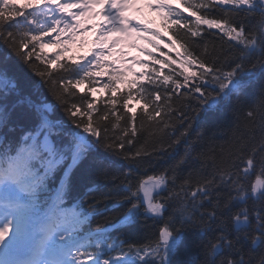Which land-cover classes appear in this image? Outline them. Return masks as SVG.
Masks as SVG:
<instances>
[{
	"label": "snow or ice",
	"instance_id": "obj_1",
	"mask_svg": "<svg viewBox=\"0 0 264 264\" xmlns=\"http://www.w3.org/2000/svg\"><path fill=\"white\" fill-rule=\"evenodd\" d=\"M138 3L26 0L18 6L16 0H0V43L8 49L5 60L15 55L49 84L54 100L74 126L70 129L54 118V104H37L30 97L13 99L19 95L17 80L6 65L0 67V264H173L186 229L201 236L215 232L203 246V259L187 264H264V88L244 110L243 123L232 129L226 147L197 151L204 131L190 138L192 123L201 111L213 110L233 95L239 99L251 86L254 70L264 71V0H176L175 6L174 0H144L148 8L159 12L163 26L171 27L170 45L180 43L184 49L183 54L176 53L183 57V70L170 68L177 60L167 52L161 53L165 59H156L147 48H140L154 64L150 73L136 74L132 68L115 67L116 61L107 62L106 56L129 43L133 34L160 49V31L127 15L130 9L143 10L136 7ZM97 7L101 10L96 11ZM97 16L103 21L90 25L99 29L91 59L64 60L61 52L69 51L67 45L75 42L77 33L89 30L85 21ZM207 29H217L228 48L213 45L210 51L204 44L201 49L194 38ZM49 44L61 48L51 59L44 51ZM130 46L139 47L134 42ZM120 55L127 54L121 49ZM106 64L112 73L95 70ZM165 68H170L168 74ZM125 72L136 78L126 79ZM102 75H108L103 88L110 95L100 110L95 107L97 101L79 89L88 85L87 93L94 95L98 90L94 85L100 82L95 78ZM122 83L127 86L121 98L123 111H117L116 93ZM184 88L188 91L181 92ZM174 96L195 99L199 104L193 109L195 116L186 115L187 104L174 106ZM132 100L144 101L139 128L137 112L129 107ZM21 105L27 107L17 113ZM14 114L30 127L18 140L10 141ZM178 124L182 130L176 135ZM145 125L154 128L151 135L159 134L152 150L144 145L135 151L126 149ZM165 135L173 137L167 145ZM181 144L184 152L179 159L149 174L154 152L166 153ZM101 150L122 158L127 169L114 173L116 161L100 155ZM87 160L96 165V175L118 183L97 198L93 194L101 189L92 180L83 197L69 205L74 173ZM237 161L243 166L238 168ZM189 162L199 168L181 178L180 171ZM50 186L55 187L54 194L41 202ZM88 196L94 202L85 208ZM112 199L117 201L113 207L125 205L124 211L116 223L92 229L91 217L102 214L99 205ZM205 203L211 207L205 208ZM141 218L159 224L154 239L139 245L119 239L109 242L110 229L131 227Z\"/></svg>",
	"mask_w": 264,
	"mask_h": 264
},
{
	"label": "trees",
	"instance_id": "obj_2",
	"mask_svg": "<svg viewBox=\"0 0 264 264\" xmlns=\"http://www.w3.org/2000/svg\"><path fill=\"white\" fill-rule=\"evenodd\" d=\"M239 18L243 19V14H241ZM201 28L203 30L206 28V26H201ZM213 33L216 34L213 35ZM170 35L171 38H174V33L172 29ZM221 35L222 34H220L217 29H207L203 31L201 37H196L194 39L196 43L200 45L201 49L203 48L204 44L208 45L210 51L213 45H215L217 48L223 45V47L227 49L228 43L221 41ZM7 52L8 49L6 48V46L0 43V67H4L6 65L9 68L10 75L15 76L18 83V88L24 92L23 94L30 96L33 101L40 100L44 97L46 101L52 102V104L56 105L54 114L55 118L64 120L66 124L70 125L66 114L62 111L58 103L54 100L49 90V84L41 80V78L37 76L27 64L23 63L15 55H12L10 59L5 60V55ZM177 52H180L182 54L184 53V49L181 48L180 43H176L175 46H172L171 50L168 52L172 59L177 60V64L170 65V68H174L177 72H179L183 70L180 67V60L183 57L178 58L176 56ZM197 54H199V50H197ZM40 67L41 69H43L44 65L40 64ZM170 68L164 69L165 74L169 73ZM193 70L199 71V69L197 68H194ZM254 71L255 77L251 83V86L244 91L243 95L240 96L239 99H237V97L233 95L228 100L222 101L215 109L209 111H201L199 117H197L193 121L190 137L191 139H196L197 133H199L201 130L204 131L203 139L197 145V151L207 150L210 147H216L218 149L222 145L226 147L227 143L230 142L232 129L237 124L243 123L244 110L256 102L261 88H264V71H262L259 67H257V69H255ZM55 75L57 74L54 73V76ZM174 78L182 80V77L174 76ZM244 79L247 80L249 79V77H244ZM180 91H188V88L181 89ZM84 96L88 97L86 94ZM121 98L122 96L116 97L118 101L116 105L117 111H123ZM108 99L103 100L102 103H100L96 108L103 110L105 107V102L108 101ZM181 103L187 104L189 106L185 109L186 115L188 117L191 118L195 116L193 109L199 107V104L195 99H184L183 97L177 99L176 96L173 97L174 106H178ZM143 104L144 101L140 100L135 102L131 101L129 104V107H131L133 111L137 112L138 128L141 123V112L139 110L142 108ZM23 108H26V106L17 108V113H19ZM163 114L164 113L162 112V115ZM12 123L16 126L18 125L21 128L29 126V124L18 119L15 114L12 117ZM187 123L188 121L185 120L184 125L186 126ZM70 128L74 129V126L70 125ZM177 129L178 131L176 132V135H179V130H182L179 124L177 125ZM153 131V127L145 125V128L138 132L134 143L130 146L126 145V149L130 151H135L141 145H144L146 149L151 151L154 146V141L159 138V134H157L156 136L151 135ZM14 135H17V131L14 132ZM172 138L173 137L171 136L165 135L163 137L165 145H167V143H170ZM183 152V144L175 147L174 149H168L166 153L154 152L152 157L150 158L153 162V167L148 169L149 174L158 169L169 167L175 162V160L179 159ZM100 155H107L109 160L116 161V167L112 169V171L116 174L125 171L128 167L127 163L124 162L122 158L118 156L105 154L102 150L100 152ZM236 166L238 168L242 167V162L237 161ZM95 168L96 165H94L92 161L87 160L84 161L82 165L75 171L73 177L75 191H77L78 193L86 191V185L92 180H94L95 183L100 186L101 192L95 193L93 195L99 198L103 191L112 188L114 183H118V181H113L111 178L105 179L99 175H96ZM197 168H199L198 164H193L189 162L183 167V169H181V178H183L189 171ZM207 171H210V167L205 169V172ZM193 178L195 179V173ZM88 199L91 200L89 204L94 202L92 196H88ZM116 203L117 201L115 199L109 200L107 202H102L99 205L102 214H100L97 218H94L93 222L97 223V225L105 223L110 224L115 219H118L120 213L124 211V208L126 206L121 205L119 207H113ZM249 205L251 206V201L249 202ZM105 207H107V211L104 210ZM204 207L210 208L211 205L205 203ZM158 227L159 224L155 223L153 220H145L141 218L135 225L131 227H124L119 232H117L116 230L115 233L117 232V236H111V238L113 240L119 239L124 240L127 243H135L139 245L147 242V240L149 239H154ZM214 235V231L208 233L207 236H201L196 230L186 229L183 243L179 247L177 254L173 257V264H187L188 261L193 260L195 258L203 259V246L207 244L208 240ZM248 247L249 245L245 244L246 250Z\"/></svg>",
	"mask_w": 264,
	"mask_h": 264
}]
</instances>
